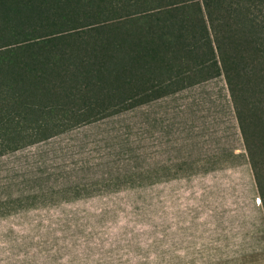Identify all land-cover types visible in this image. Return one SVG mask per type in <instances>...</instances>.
I'll use <instances>...</instances> for the list:
<instances>
[{
  "label": "trees",
  "instance_id": "16d2710c",
  "mask_svg": "<svg viewBox=\"0 0 264 264\" xmlns=\"http://www.w3.org/2000/svg\"><path fill=\"white\" fill-rule=\"evenodd\" d=\"M219 76L264 212V0H0V156Z\"/></svg>",
  "mask_w": 264,
  "mask_h": 264
},
{
  "label": "crops",
  "instance_id": "0c3cea01",
  "mask_svg": "<svg viewBox=\"0 0 264 264\" xmlns=\"http://www.w3.org/2000/svg\"><path fill=\"white\" fill-rule=\"evenodd\" d=\"M181 131L194 142L180 145ZM239 135L225 80L219 76L1 155L0 264H64L65 253L54 256L52 223L46 231L54 195L66 197L74 188L108 180L158 178L160 172L180 170L182 154L220 155L225 165L215 170H226L222 157L227 153L233 169L239 167V156L243 168ZM204 138L209 142H199ZM246 207L264 217L262 207ZM260 218L222 219V227L247 229L222 240L230 244H222L211 263L264 264Z\"/></svg>",
  "mask_w": 264,
  "mask_h": 264
},
{
  "label": "rangeland",
  "instance_id": "374dc122",
  "mask_svg": "<svg viewBox=\"0 0 264 264\" xmlns=\"http://www.w3.org/2000/svg\"><path fill=\"white\" fill-rule=\"evenodd\" d=\"M261 141L254 152L264 186ZM187 142L194 139L181 131L178 143ZM243 154V168L239 156V167L233 169L227 153L222 157L226 170H215L225 165L220 155L182 154L180 170L160 172L158 178L108 180L74 188L66 197L54 195L46 217L47 233L52 223L54 256L65 253L64 264H212L222 244H230L222 240L247 229L222 227V219L260 218L246 207L262 204L245 145ZM260 220L261 226L264 217ZM223 230L229 237L222 236Z\"/></svg>",
  "mask_w": 264,
  "mask_h": 264
}]
</instances>
